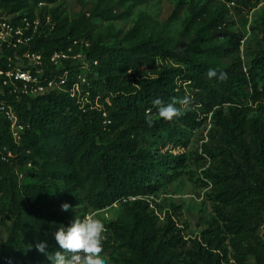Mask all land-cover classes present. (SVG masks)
<instances>
[{"label": "trees", "instance_id": "16d2710c", "mask_svg": "<svg viewBox=\"0 0 264 264\" xmlns=\"http://www.w3.org/2000/svg\"><path fill=\"white\" fill-rule=\"evenodd\" d=\"M59 1L0 0L19 18H34L45 4L40 17L50 15L55 27L21 48L43 55L44 78L68 70L66 87L72 86L77 66L66 61L57 68L49 60L75 40L89 41L84 52L92 66L83 87L90 93L86 111L68 92L30 96L5 88L0 94L23 127L16 142L0 109V226L6 233L3 239L0 230V264H52L37 242L46 241L51 254L59 250L55 230L83 218L81 206L102 210L131 196L145 198L125 201L129 217L105 224L104 250L111 249L117 264H264V49L245 71L236 55L243 35L228 19V4L249 7L260 0H179L178 8L189 6L183 32L192 33L182 52L140 37L138 28L120 45L104 44L91 34L93 14L70 20ZM103 13L117 17L111 8ZM259 31L264 39V12ZM12 54L11 48L0 52V68L7 69ZM225 58L230 64L217 61ZM212 68L227 79L208 78ZM186 95L193 99L185 115L172 121L158 116L154 100L167 104ZM207 123L204 155L196 159L205 161L199 167L214 217L199 236L187 237L176 214L166 212L161 220L149 196L175 181L189 159L164 147H188ZM64 202L69 211L61 210Z\"/></svg>", "mask_w": 264, "mask_h": 264}, {"label": "rangeland", "instance_id": "374dc122", "mask_svg": "<svg viewBox=\"0 0 264 264\" xmlns=\"http://www.w3.org/2000/svg\"><path fill=\"white\" fill-rule=\"evenodd\" d=\"M195 1L204 2V0ZM178 2L179 0H61L58 4H61L63 14L70 20L84 14L86 16L93 14L91 34L104 44L120 45L129 31L138 28L140 37L149 38L155 43L182 52L189 45L192 33L186 35L183 32L189 17V6L186 3L188 0L181 8H178ZM217 2L218 0H215L214 3ZM52 6L55 5H50L45 10ZM41 7L39 6L35 11V15L39 17ZM108 8H111V13L113 16H117L116 18L107 19L110 15L103 12ZM229 9L228 19L234 22L232 30L241 33L243 39L245 38L243 51L239 50L236 55L243 61V65L245 62L249 67L252 56L264 49V39L259 31L264 4L257 1L249 7L230 6ZM221 43V39L216 41V44ZM242 54L245 57L244 60ZM217 61L221 65L230 64V59L227 58ZM85 66L87 65L85 64ZM78 70L81 74L86 72L83 67H79ZM259 86L264 90V81H260ZM0 94H3L1 85ZM210 127L209 123L205 124L191 137L186 148H172L171 144L164 147V152L167 150L174 154L187 152L189 159L183 173L175 181L165 184L154 197L149 196L150 199H154L158 203L156 212L160 219L164 218L166 212L176 214L175 217L187 237L199 236L214 217L212 204L206 198L207 188L203 186L201 175L203 167H199V164L205 163V161L196 159L197 156L204 155L201 146L208 140L207 133ZM14 130L20 133L21 129L16 126ZM209 164L208 161L206 166ZM124 202H116L102 210H95L83 205L80 207V214L83 217L95 214L98 218L103 219L105 224L118 219H127L129 215ZM0 230L2 238L5 239L6 233L2 226H0ZM104 252L110 258L111 264H117L112 258L111 249L104 250ZM231 264H233V260H231Z\"/></svg>", "mask_w": 264, "mask_h": 264}, {"label": "built area", "instance_id": "2783aa9c", "mask_svg": "<svg viewBox=\"0 0 264 264\" xmlns=\"http://www.w3.org/2000/svg\"><path fill=\"white\" fill-rule=\"evenodd\" d=\"M260 1L264 4V0ZM43 5L45 4H39L40 7ZM234 5L232 2L228 4V7ZM19 16L20 13H8L0 3V52H3L5 48L13 49V54L6 56L7 69L0 68V85L3 88V94L5 93V88H9V91L13 93H22L30 96L42 95L52 91L57 93L68 92L80 105V108L86 111V102L91 103L89 91L83 89L84 84L89 85L85 74L92 68L84 52L90 45L89 41L75 40L67 50H56L50 57L49 62L57 68L63 66L66 61H70L72 65L77 66V69L79 67L86 69V72L83 74L79 71L72 86L67 88L66 83L70 78L68 70H65L60 76L44 78V70L42 68L44 64L43 55L31 52L29 49L21 51V48L30 47L35 36L45 32L46 28L53 29L55 27L50 15L45 16L44 20L38 15H35L34 18L28 16L19 18ZM18 18L19 20H17ZM244 42L245 38H242L240 45L241 52L243 51ZM75 47L80 48L73 55L72 52ZM242 59H245L243 54ZM94 64L96 65L97 61ZM243 67L247 71L248 67L245 62ZM0 109L11 120L12 133L16 142H18L20 135L14 128L17 126L22 130L23 127L20 126L16 114L10 106H6L3 102H0ZM137 198L145 197L131 196L128 199H124V201H132Z\"/></svg>", "mask_w": 264, "mask_h": 264}, {"label": "clouds", "instance_id": "9594fccd", "mask_svg": "<svg viewBox=\"0 0 264 264\" xmlns=\"http://www.w3.org/2000/svg\"><path fill=\"white\" fill-rule=\"evenodd\" d=\"M208 78H217L221 81L227 79V73L215 68L209 69ZM191 96H184L179 100H173L165 104L162 100L156 99L153 104L157 107L158 116L166 121H172L185 115L192 103ZM146 122L149 126L153 124L151 110L145 114ZM72 206L64 202L61 205L62 211H69ZM107 228L103 219L95 214L74 218L67 227L61 226L54 232V238L59 245V250L46 251L47 242L39 241L35 248L41 253H45L52 264H111L110 258L105 255L104 243Z\"/></svg>", "mask_w": 264, "mask_h": 264}]
</instances>
